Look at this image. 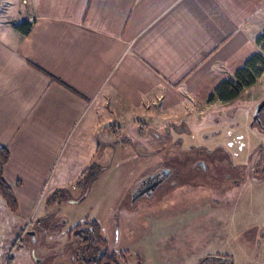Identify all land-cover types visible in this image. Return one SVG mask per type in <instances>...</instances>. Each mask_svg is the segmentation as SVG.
Instances as JSON below:
<instances>
[{
	"label": "crops",
	"instance_id": "crops-1",
	"mask_svg": "<svg viewBox=\"0 0 264 264\" xmlns=\"http://www.w3.org/2000/svg\"><path fill=\"white\" fill-rule=\"evenodd\" d=\"M7 10L15 22L0 19V145L21 228L69 187L47 181L77 122L70 149L99 151L90 161L98 160L123 120L137 117L131 125L143 129L152 124L140 117L157 109L211 103L215 87L258 52L264 31V0H9ZM22 21L27 34L15 28ZM86 168L73 170L71 183Z\"/></svg>",
	"mask_w": 264,
	"mask_h": 264
},
{
	"label": "rangeland",
	"instance_id": "rangeland-1",
	"mask_svg": "<svg viewBox=\"0 0 264 264\" xmlns=\"http://www.w3.org/2000/svg\"><path fill=\"white\" fill-rule=\"evenodd\" d=\"M8 4L9 0L0 1V19L13 24ZM257 51L264 56L261 46ZM258 97L264 98V73L256 84L229 102L203 101L193 106L187 99L184 103L188 110L182 104L176 112L157 109L150 116L140 117L152 124L143 129L131 125L137 117L128 118L122 122L126 128L112 135L110 143L102 145L103 155L92 162L94 152L90 149H70L80 125L77 122L67 134L47 181L52 188L65 180L61 186L69 183V189L58 190V198L50 195L49 201L35 207L45 216L21 228L22 221L1 201L0 264H12L13 260L14 264H94L90 249L73 243L66 233L87 217L97 220L119 264H197L202 257L209 258L199 264H263L264 236L260 228L264 220V180L249 181L248 171L240 167L247 163V151L243 150L250 147V154H255L254 147L264 140V132L250 126L248 116ZM179 118L186 120L192 132L174 131L170 124L181 129L179 120H175ZM216 144L223 150L215 148ZM79 158L85 160L83 164ZM197 159L205 160L207 169L193 168ZM100 164L102 171L97 166ZM162 167L172 169L171 177L151 196H140L132 202L135 184ZM84 168L86 173L79 182L85 185L78 180L71 183L73 170ZM262 169L264 164L258 166L257 174ZM223 175L228 179L221 180ZM68 197L78 202L70 203ZM25 229H32L35 235L21 236ZM215 255L228 260L222 262Z\"/></svg>",
	"mask_w": 264,
	"mask_h": 264
},
{
	"label": "trees",
	"instance_id": "trees-1",
	"mask_svg": "<svg viewBox=\"0 0 264 264\" xmlns=\"http://www.w3.org/2000/svg\"><path fill=\"white\" fill-rule=\"evenodd\" d=\"M30 27L31 25L28 21H22L15 25V28L23 34H27ZM255 41L264 51V31L257 36ZM263 73L264 56L259 52H255L245 61L243 66H241L233 74L232 77L223 80L215 87L213 92L208 96V101L229 102L233 99H236L242 90L251 87ZM180 124L184 125L185 123L180 122ZM170 125H172L173 129H175V124ZM8 161L9 150L6 146L0 145V196L4 200L7 208L11 211H15L17 208L16 198L3 178V167ZM97 166L99 167V165ZM56 196L57 191L52 193L53 198H57ZM85 224L89 225L91 228L90 232L94 239L105 246L106 240L103 238L100 225L96 221L85 220L83 224L76 225L74 229H79ZM9 260L10 258L7 259L6 262L8 263ZM226 260H228V258H225V261ZM99 261L104 264H118L117 256L114 253L108 255L107 248L104 249V254L102 255V258L99 259Z\"/></svg>",
	"mask_w": 264,
	"mask_h": 264
},
{
	"label": "flooded vegetation",
	"instance_id": "flooded-vegetation-1",
	"mask_svg": "<svg viewBox=\"0 0 264 264\" xmlns=\"http://www.w3.org/2000/svg\"><path fill=\"white\" fill-rule=\"evenodd\" d=\"M254 84H256V82ZM263 99L264 98L258 97V99L254 101V102H256V104L254 105V108L253 109H248V116L250 117L249 118L250 126H254V127L256 126L262 132H264V106H262V108L258 110L256 117H254V111H255L256 105ZM218 124H220L219 121L215 120L214 121V125L218 126ZM238 124H239V122H237L235 125H238ZM179 125L181 126V129L177 128L178 127L177 126L174 129L175 132H181L182 130H184L185 132H190V131L192 132L191 129L186 131L184 125H182V124H179ZM157 136L160 137L161 134H157ZM220 145L221 144H216L215 148L219 147L220 150H223V147L220 146ZM254 148H256L255 154L254 153L250 154V151H251L250 147L249 148H245L243 150V152L247 151V152H245V154H246V156H245L246 159L245 160L247 161V163L244 164L245 166L242 165L240 167H242L243 170L248 171V173H249L248 180L249 181L259 182V181H263L264 180V169L261 170V174H257L258 166L264 164V140H261L260 144L257 147L255 146ZM254 155H255V157L252 159V157ZM197 160H199V161H197L194 165L192 163V167L193 168H195V169H197V168L200 169L201 168V169H203V171L205 169H207V166L205 165V160H203V159H197ZM200 160H202V161H200ZM231 167H233V165H231ZM162 168H164V167H162ZM162 168H160L158 170L156 169L155 172L160 171ZM155 172H153V173H155ZM171 175H172V169H171L170 175L165 180L169 179L171 177ZM226 179H228V178L223 175L221 180L225 181ZM153 181H154V179H150L147 182H137V184H135L132 192L141 191V190L145 189L146 187H148L149 185L151 186ZM157 187L151 192L150 195L147 194V191H144V194L142 196H151L153 194V192L157 189ZM56 197L58 198L59 195H57ZM131 198H132V195H131ZM77 202H78V200H77ZM46 219H48V218L46 217ZM78 224H83V223H77L76 225H78ZM74 227L71 228L70 230H68L66 233L69 235V238L73 241V243L75 242V244H83V245H85V247H88V249H90L89 250L90 251V256L92 258V260H90V261H93L94 264H104V263L100 262L99 259L102 258V255L104 254V249L105 248L108 249V255H111L112 253L115 254L114 251H111L108 248L107 242H106V245L104 246L102 243L97 242L94 239L93 235L90 232L91 228L89 227V225L85 224L83 227H80L79 229H74ZM261 230H263V231L260 232V233H262L263 236H264V220H263V227L260 228V231ZM23 234L24 233H22L21 236ZM25 234L27 236H32V235H28L27 232H25ZM34 235H35V232H34L33 236ZM21 236H20V240L19 241H21ZM214 257H215V259L221 260V257L218 256V255H215ZM208 258L209 257H202V258H200L197 261L198 263L197 262L196 263L197 264L202 263L203 260L208 259ZM221 261L224 262L225 258H222ZM118 264H119V262H118Z\"/></svg>",
	"mask_w": 264,
	"mask_h": 264
},
{
	"label": "water",
	"instance_id": "water-1",
	"mask_svg": "<svg viewBox=\"0 0 264 264\" xmlns=\"http://www.w3.org/2000/svg\"><path fill=\"white\" fill-rule=\"evenodd\" d=\"M262 106H264V99L261 100L256 105L255 111H254V117H256L258 110L261 109ZM170 173H171V169L169 167H164L160 171L148 174L147 176L142 178L140 180V182H147L150 179H154V181L152 182L151 186L149 185L148 187H146L145 189H143L141 191H134L133 194H132V202H134L137 198L142 196L144 194V191H147V194L150 195L151 192L170 175ZM26 232H27L28 235H32L33 236V234H34L33 230H27Z\"/></svg>",
	"mask_w": 264,
	"mask_h": 264
},
{
	"label": "built area",
	"instance_id": "built-area-1",
	"mask_svg": "<svg viewBox=\"0 0 264 264\" xmlns=\"http://www.w3.org/2000/svg\"><path fill=\"white\" fill-rule=\"evenodd\" d=\"M31 222L29 221V223L28 224H30ZM28 229H25L24 231H23V233H25L26 231H27Z\"/></svg>",
	"mask_w": 264,
	"mask_h": 264
}]
</instances>
